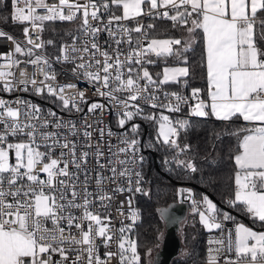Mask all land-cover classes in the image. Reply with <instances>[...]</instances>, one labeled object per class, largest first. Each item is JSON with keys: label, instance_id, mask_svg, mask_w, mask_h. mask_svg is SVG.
Returning a JSON list of instances; mask_svg holds the SVG:
<instances>
[{"label": "snow or ice", "instance_id": "6c2138e0", "mask_svg": "<svg viewBox=\"0 0 264 264\" xmlns=\"http://www.w3.org/2000/svg\"><path fill=\"white\" fill-rule=\"evenodd\" d=\"M39 9H43L44 14H39ZM261 13H264V0H57L53 4L46 0H11V20L30 27L23 28V45L0 30V37L14 45L9 52L0 53V61H3L0 63V83L6 92L12 91L16 83L24 85L25 91L31 84L37 95L46 92L56 97L65 110L82 111L80 104L87 102L85 93L74 83H58L50 61L35 53L36 49L45 46L40 39L45 21L74 22L79 19L78 31L85 39L81 41L79 36H73L71 45L61 46L57 60L75 63L79 59L72 69L73 74L79 76L82 72L89 83L96 85L97 95L120 105L117 122L121 128L134 116L141 115L138 100L169 112H180L181 105H187L192 116L211 115L222 121L239 117L247 122V127L233 133L238 137V144L230 157L234 162L233 191L226 203L231 208H242L253 221L264 224V49L259 44L264 41V18ZM104 15H108L106 22ZM144 16L171 21L173 28L186 29L188 35L157 38L151 34L155 30L154 24L139 22ZM132 21H136V26L128 27ZM92 22H97L99 27H93ZM101 31H107L116 45L112 53L95 41ZM198 32L202 33L200 68L205 74L207 99L201 98L202 89L192 88L189 96L165 92L164 99L168 102L159 103L157 92L161 86L181 80L187 85L191 69L187 66L189 60L185 53L191 49ZM133 33L137 34L135 38ZM88 38H91L90 46ZM46 43L54 42L48 40ZM78 43L81 47H77ZM124 43L130 49L127 55L120 49ZM70 53H79V57ZM17 54L29 59H17ZM97 55L102 59H97ZM152 56L164 60L174 57L177 65L165 66L154 78L145 67L156 63ZM21 64L33 66L36 72L30 76L21 68L17 81L15 69ZM73 89L77 90L73 92ZM16 104L17 107H12L8 101L0 99V264H67L69 251L76 252L72 264H109L116 258L119 264H141L137 240L126 236L131 225L113 233L111 217L94 210L92 199L95 197L100 204L110 201L112 196L104 192L102 185L116 176L127 177L129 185L127 189L117 186L116 192L132 191L133 175L135 191H143L141 173L127 167L144 159L138 155L139 140L127 135L121 139L124 146L118 148V156L125 154V159L117 158L116 163L123 166L119 171L111 166V159L107 166L101 164L103 152L96 148L97 166L100 169L108 167L113 175L105 177L102 172H97V187L93 193L87 187L89 177L85 166L89 153L82 151L77 156L76 143L61 140L59 130L67 128L70 135H75V124L57 118L51 111L48 117L53 119L43 117L39 106L30 102L18 100ZM105 107L92 102L88 105V113L103 111ZM144 118L157 125V142L176 153L175 163L197 172L192 159H180L191 150L190 144L179 142L181 133H186L190 127L189 121L172 120L162 112L159 116L150 114ZM49 126L56 131H45ZM91 127L84 125L85 137L92 136L87 130ZM137 129L138 125L133 124L131 131L137 133ZM99 132L102 138L105 130L99 129ZM107 135L111 136L112 132L108 130ZM13 137L17 142H10ZM41 142L47 149L44 152L39 150ZM57 146L62 149L59 157L53 153ZM65 149L67 153L63 151ZM12 153L15 163L10 160ZM70 165L78 171L84 170L83 182L76 172L69 170ZM177 196L191 200V212L198 215L206 230L221 232L220 237L208 241L206 264H219L222 256L224 264H264V231H255L237 222L229 212H221L206 194H201V199L197 200L192 189L181 188L177 190ZM131 203L129 200V206ZM73 209H81L82 214L79 217L73 215ZM117 211L123 215L122 208ZM129 212L134 221L137 213L131 207ZM65 221L67 234L62 226ZM225 221L233 222L227 232ZM47 222H51V228L46 226ZM73 227L78 231V237L71 232ZM97 238H102L105 248L115 239L117 251H106L101 259ZM152 251L148 248L146 255L150 257ZM225 253H234V258ZM54 254H59L61 259L53 260Z\"/></svg>", "mask_w": 264, "mask_h": 264}, {"label": "trees", "instance_id": "16d2710c", "mask_svg": "<svg viewBox=\"0 0 264 264\" xmlns=\"http://www.w3.org/2000/svg\"><path fill=\"white\" fill-rule=\"evenodd\" d=\"M10 1L0 0V26L18 35L21 34L23 24L14 23L11 20ZM113 7L115 8V6ZM260 16L264 18V13H261ZM150 21L155 25V30L151 32L153 36L179 38L184 33V29L173 28L171 21L159 17H153ZM77 25L78 21H45L44 30L40 33V39L45 42V46L40 50L48 56L54 55L58 51L60 42L76 32ZM201 37L202 34L198 32L191 49L185 53L189 60L187 66L191 69L187 85L183 80L168 85L182 91L200 88L203 90L201 95L205 98L207 83L203 78L205 74L200 68L203 47ZM48 40H52L54 43L49 45L46 43ZM259 44L264 49V41H260ZM151 58L156 61V63L149 64V70L154 77L160 72L162 65L177 63L174 57H169L166 60L155 56ZM181 119H187L190 127L186 133H181L179 142L181 145L190 144L191 150L180 156V159H192L198 168L197 172H192L175 163L176 153L163 145L162 142H157V129L153 121L133 117L123 127L131 126L132 129L133 124L138 125L137 133L131 132L139 140L144 158L140 163L143 191L136 193L133 199L137 220L132 228L133 239L137 240L139 245L138 253L141 256V264H148L147 249L152 248L154 251L161 240L163 219L159 214V207L180 199L177 196V190L181 188L192 189V194L197 199H201V194L210 195V199L217 204L220 210H226L235 218H240L252 226L264 225L253 221L242 208L229 207L224 200L226 195H232L234 162L230 157L234 154L238 144V137L233 133L247 127V122L239 117H233L230 121H222L211 115L196 117L190 114L181 117ZM111 122L113 126L120 127L114 119ZM189 207L188 204L177 228L180 248L183 247V250L180 253L177 252L168 264H197L203 259L205 230Z\"/></svg>", "mask_w": 264, "mask_h": 264}, {"label": "built area", "instance_id": "2783aa9c", "mask_svg": "<svg viewBox=\"0 0 264 264\" xmlns=\"http://www.w3.org/2000/svg\"><path fill=\"white\" fill-rule=\"evenodd\" d=\"M46 2L48 4H53V3H56L57 0H46ZM81 2H83V0H81ZM38 12L39 14H44L43 9H39ZM10 18H11V1H10ZM151 18L153 17L144 16L139 19V22L144 25H148L150 24ZM107 19H108V15H104L103 20L106 22ZM76 21H78V25L76 26L77 27L76 32L71 37L65 38L60 42L58 51L54 55L48 56L45 53H43L40 49H36L35 53L37 55L45 56L50 61L52 65V69L56 73L58 83L60 84L74 83L77 85V88L79 91H83L85 93L87 102L80 104L82 111L77 112L74 109L71 111L65 110L62 107L61 102L58 101L56 97L50 96L46 92L43 94L37 95L33 91L31 84L27 85L28 90L25 91L23 90L25 87L24 85L16 83L12 91L6 92L2 90L3 84L0 83V99L8 101L12 107L18 106L16 104V101L18 100L27 101L33 105L39 106V108L41 109V115L43 117H46L48 119H53L51 117H48V113L49 111H51V112L56 113L57 118H60L65 122L74 123L76 126L75 135H70L67 128H61L59 130L62 134L61 140L63 141V139H67L70 141H74L77 146V153H76L77 156H79L82 151H87L89 153L87 157V164L85 166L87 168L88 177H89V183L87 184V187L90 192L95 193L96 187H97L96 181H95L96 173L102 172L105 177H109L113 175L108 170V167H105L104 169H100L97 166L96 164L97 158L94 155L96 148L97 147L100 148L103 152V156L100 157V163L107 166L109 164V159H111L112 161L111 166L116 167L117 171H119L121 167L123 166L117 164L116 160L117 158L125 159V154H119L118 156V148L124 146L123 144H121V139L125 135H127L130 138L131 137L136 138V137L131 132V126H129L128 128H121V127H115L112 125V122H111L112 119H114L116 124L119 125L117 122L116 116H117L118 110H120V105L116 104L115 102L109 103V101L105 97L97 95L95 91L96 85L89 83V81L84 78L82 72L79 76H76L73 74L72 69L75 68L76 63L80 62L79 59H77L75 63L72 62L71 60L69 61H64L62 59L59 61L57 60V57L60 56L61 46L71 45L73 42L72 41L73 36H79L81 41L85 39L83 34L78 31L80 20L77 19ZM92 23H93V27H99V24L97 22H92ZM135 26H136V21H132L128 23V27H135ZM24 27H30V25L23 24L22 29H21V34H18V35L3 29L1 26H0V30H3L4 32L12 35L13 37L16 38V40L22 42V45H23L25 43V38L23 35ZM132 35L135 38L137 34L133 33ZM33 38L35 37L33 36ZM95 41L97 44H99L102 47V49L107 50L109 53H112L113 49L116 47V45L110 39L109 33L107 31L99 32L95 37ZM88 44L90 46L91 38H88ZM133 46L135 45L133 44ZM77 47H81V44L78 43ZM13 48H14V45L11 41L7 40L4 37H0V53H7ZM120 49L122 53H124V55H127V52L130 50L128 44L126 43L121 44ZM70 55H75L79 57V53H75V54L70 53ZM123 58L124 56L121 57V59ZM17 59L27 60L29 59V57L20 56L19 54H17ZM97 59H102V58L99 55H97ZM0 63H3V61H0ZM145 67L148 68V64H146ZM21 68L25 69L30 76L36 72V69L33 66L21 64L19 68L15 69L17 81L20 79V69ZM124 71L126 72L127 69L125 68ZM125 79H126V76H125ZM76 90L77 89H73L72 91L75 92ZM165 92H168V93L177 92L184 96H189L191 94V89L182 91V90H177L169 86L168 84L163 85L161 86L160 91L157 92V95L160 98L158 101L159 103L168 102L164 99ZM201 98L204 99L202 95H201ZM92 102H98L100 104L105 105L106 106L105 110L103 111L97 110L95 113H88V105L91 104ZM136 103L139 104L140 108L142 109L141 115L134 116L137 118H144L145 116L150 115V114H155L159 116L160 113L162 112L164 115H168L170 119L177 120L189 114V109L187 105H181L180 112H169L167 109L152 108L150 104L144 100H138L136 101ZM191 103H195V101H191ZM21 118L24 119V117H21ZM85 124H89L92 126L91 128L87 129L88 131L92 132V136L90 138L85 137L83 135ZM0 127H2V125H0ZM99 129L105 130V134L102 138H101ZM108 130L112 132L111 136L107 135ZM45 131H56V129H53L51 126H49V128L45 129ZM16 141L17 140L15 137L10 139V142H16ZM49 143H51V141H49ZM87 145H91V147H87ZM109 146H111V150H109ZM138 147H139L138 155H142V149L140 147V144ZM39 150L42 152L47 150L46 147L43 145V142H41V147ZM61 151L62 149L59 146L55 147L53 149L54 156L59 157ZM63 151L67 153L66 149ZM65 158L71 159L70 156H66ZM10 160L12 163H15L14 153L11 154ZM127 167L133 169L134 172H140V163L139 164H129L127 165ZM69 170L76 172L81 182L84 181V170L83 169L78 171L77 169L71 167L70 165ZM40 176L41 178H44L43 173H41ZM142 184H143V180L141 181L140 187H142ZM117 186H121L127 189L129 187L127 177L116 176L113 181L105 180L102 185L103 190L104 192L109 193L112 196V199L110 201H106L104 204H100L98 201H96L95 197H93L92 198L93 199V209L94 210L98 209L102 215H108L111 217L110 227L113 233H118V230L121 227H126L128 225H131V230L126 232V236L129 239H133L132 228H133V225L136 223L137 218L134 221L130 218L129 208L131 207V209L135 210L133 206V199H134L135 194L138 193L137 191H135V187H136L135 176L133 175V183L131 186L132 191L116 192L115 189ZM232 191H233V184L231 185V192ZM69 197H70V194H69ZM193 197L197 199L195 196ZM230 197L231 195H226L224 197V200L227 201ZM129 200L132 201L131 206H129L128 204ZM186 201L191 206V200L186 199ZM120 208L123 209V215H121L120 212L117 211V209H120ZM221 212H226V210H221ZM81 214H82L81 209H73V215L79 217ZM224 224H225V232H227L228 229H231L233 227L232 221H225ZM46 226L48 228H51L52 227L51 222H47ZM62 226L65 227V234H67L68 228H67L66 221L63 223ZM71 232L77 235V237L79 236L78 231L74 227L71 229ZM220 236H221V232L218 230H213L212 232H209L208 230L205 229V234L203 237V259L198 264L206 263L207 249L209 247V244H208L209 239L213 237H220ZM96 244H97V252L100 255L101 259H104V253L106 251H112V252L117 251L115 239L113 240V242L108 248H105L102 242V238H97ZM65 247H68V246L65 245ZM72 247L74 248L75 246L73 245ZM225 255H230L234 258V253H225ZM68 256L70 257V259L67 261V264H72V261L75 260L76 252L69 251ZM45 259H48V257L45 256ZM60 259L61 258L59 254L53 255V260L59 261ZM109 264H119L118 258L109 261ZM219 264H224L223 256L220 258Z\"/></svg>", "mask_w": 264, "mask_h": 264}, {"label": "water", "instance_id": "95a60500", "mask_svg": "<svg viewBox=\"0 0 264 264\" xmlns=\"http://www.w3.org/2000/svg\"><path fill=\"white\" fill-rule=\"evenodd\" d=\"M187 207L188 202L182 198L159 207L158 211L163 219V231L159 245L151 253V264H168L169 260L177 253L180 248L177 228Z\"/></svg>", "mask_w": 264, "mask_h": 264}, {"label": "crops", "instance_id": "0c3cea01", "mask_svg": "<svg viewBox=\"0 0 264 264\" xmlns=\"http://www.w3.org/2000/svg\"><path fill=\"white\" fill-rule=\"evenodd\" d=\"M115 9V8H114ZM118 14H121L120 12H117ZM202 34V33H201ZM187 35H188V33L187 34H183V37H187ZM173 64H175V63H173ZM167 65H169V64H165V65H162L161 66V68L162 67H165V66H167ZM173 66H176V65H173ZM169 67H172V66H169ZM161 68H160V70H161ZM148 69H149V64H148ZM149 72H150V70H149ZM151 73V72H150ZM160 73V72H159ZM154 77V76H153ZM205 100L207 99V89H206V97L204 98ZM215 117V116H214ZM196 217H197V220L199 221V217H198V215H196ZM236 221L237 222H241V223H244L246 226H248V227H251L253 230H255V231H264V225L263 226H252V225H250V224H248L246 221H244V220H242V219H240V218H236ZM200 223V222H199ZM201 224V223H200ZM201 226H202V228L205 230V228L203 227V225L201 224ZM189 264H194V263H189ZM202 264H206V263H202Z\"/></svg>", "mask_w": 264, "mask_h": 264}, {"label": "rangeland", "instance_id": "374dc122", "mask_svg": "<svg viewBox=\"0 0 264 264\" xmlns=\"http://www.w3.org/2000/svg\"><path fill=\"white\" fill-rule=\"evenodd\" d=\"M183 34H187L186 29H184V33L181 34V37H183ZM156 37H157V38H167V37H163V36H156ZM173 65H177V63H175V64H169V65H167V66H172V67H173ZM163 68H164V67L161 68L160 73H162ZM116 119H117V121H118V116H116ZM156 129H157V125H156ZM16 142H17V141H16ZM189 209H191V206L189 207ZM182 250H183V247L179 248L177 252L180 253ZM150 256H151V255H150ZM149 260H150V257L148 256V258H147V263H148V264H150V261H149Z\"/></svg>", "mask_w": 264, "mask_h": 264}, {"label": "bare ground", "instance_id": "6f19581e", "mask_svg": "<svg viewBox=\"0 0 264 264\" xmlns=\"http://www.w3.org/2000/svg\"><path fill=\"white\" fill-rule=\"evenodd\" d=\"M113 10H115L114 7H113ZM117 14H118V13H117ZM150 24H151V21H150ZM197 264H198V263H197Z\"/></svg>", "mask_w": 264, "mask_h": 264}]
</instances>
